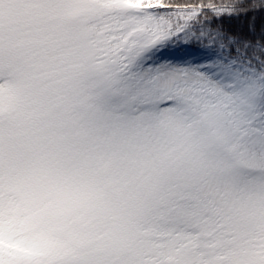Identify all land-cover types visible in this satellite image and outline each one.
<instances>
[{"label":"snow or ice","instance_id":"6c2138e0","mask_svg":"<svg viewBox=\"0 0 264 264\" xmlns=\"http://www.w3.org/2000/svg\"><path fill=\"white\" fill-rule=\"evenodd\" d=\"M258 15L0 0V264H264Z\"/></svg>","mask_w":264,"mask_h":264},{"label":"trees","instance_id":"16d2710c","mask_svg":"<svg viewBox=\"0 0 264 264\" xmlns=\"http://www.w3.org/2000/svg\"><path fill=\"white\" fill-rule=\"evenodd\" d=\"M262 23H264V18H262L261 16L258 15L257 19H256L257 31H259V27ZM237 24H238V22H236V21H232V22L225 21V27H228V28L234 29L237 26ZM246 25H247V21L244 22L245 28H246Z\"/></svg>","mask_w":264,"mask_h":264}]
</instances>
